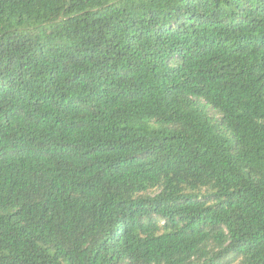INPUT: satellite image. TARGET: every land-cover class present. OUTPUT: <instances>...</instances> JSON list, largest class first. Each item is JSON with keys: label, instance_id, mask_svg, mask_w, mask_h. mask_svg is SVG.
<instances>
[{"label": "trees", "instance_id": "16d2710c", "mask_svg": "<svg viewBox=\"0 0 264 264\" xmlns=\"http://www.w3.org/2000/svg\"><path fill=\"white\" fill-rule=\"evenodd\" d=\"M0 264H264V0H0Z\"/></svg>", "mask_w": 264, "mask_h": 264}]
</instances>
